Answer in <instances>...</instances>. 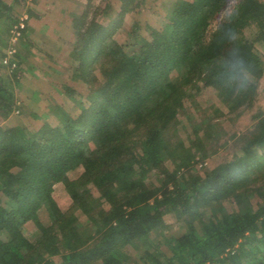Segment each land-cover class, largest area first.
I'll use <instances>...</instances> for the list:
<instances>
[{"label":"trees","instance_id":"1","mask_svg":"<svg viewBox=\"0 0 264 264\" xmlns=\"http://www.w3.org/2000/svg\"><path fill=\"white\" fill-rule=\"evenodd\" d=\"M11 1L0 0V264H128L129 250L160 236L165 214L181 224L180 233L165 243L169 253L143 254V264H264V113L227 139L216 130L221 119L258 102L264 0L238 1L225 25L217 16L229 0H172L162 28L146 24L148 39L139 33L141 21H134L132 54L115 40L118 22L99 21L115 8L111 2L96 7L91 21L73 14L75 40L66 60L71 75L66 81L53 76L77 113L51 102L45 116L33 111L39 92L28 90L25 100L16 96L26 59L20 46L31 42L26 21L12 43L19 22L13 13L29 0ZM118 1V18L141 15L147 2ZM27 15L35 16L32 10ZM228 29L239 34L236 42L225 38ZM11 48L16 52L6 63ZM233 55L244 63V87L229 66ZM177 68L184 75L170 80ZM209 90L224 111L215 105L211 115L200 110L197 98ZM191 107L200 113L199 128ZM13 115L29 126L1 124ZM42 118L40 128L30 127ZM185 134L192 163L184 156ZM222 149V161L209 167ZM128 177L131 187L123 181ZM59 189L71 207H60ZM76 209L91 217L90 226ZM28 223L36 228L32 235Z\"/></svg>","mask_w":264,"mask_h":264},{"label":"rangeland","instance_id":"2","mask_svg":"<svg viewBox=\"0 0 264 264\" xmlns=\"http://www.w3.org/2000/svg\"><path fill=\"white\" fill-rule=\"evenodd\" d=\"M7 3H11V0H5ZM172 0H147L143 13L141 15L127 14L124 18H118L114 15V11L120 12L121 2L118 0H108V3H112L115 8L108 11V14L100 17L101 24L108 25L112 22H118L117 25H120V29L114 35L115 40L124 46V49L127 54H132L135 52L132 38L130 35H133V23L135 20H140L142 24V29L140 30L141 38L144 37L147 39L150 37L149 32L145 29L146 24L154 28H162L164 23L168 20L167 5ZM240 0H229L227 10L222 13L221 16H226L230 13L233 7ZM107 5L106 0H29L26 5L20 4L15 7L14 18L16 21H20L25 16H28V11L32 10L34 13V18H29L28 25L31 26L34 31L31 32L28 36L29 42L28 47L20 46L21 55L26 57L23 60V64L20 68L22 71L20 84L21 87L17 88L16 96L19 100H25L28 97V90L37 93L36 98L38 97L39 102L33 103L32 105L35 109L34 112L40 113V115L50 114L48 105L52 102L58 106L70 111L72 114L77 113V104L74 100L69 97L65 91L59 86L58 81L54 78L53 75H57L61 80H68L70 77V72H68V63L67 55L70 52L73 46V41L75 40V30L72 27L73 25V14L81 15L85 14L88 16L87 21H91L92 16L96 7L104 8ZM110 20V21H109ZM1 27L4 29L6 23H2ZM56 66V67H55ZM50 68L51 75H46L44 69ZM44 73H43V72ZM6 76L8 72L5 73ZM184 75L183 70H178V68L171 74L169 79H174ZM69 83V82H68ZM261 91L258 102L251 109L241 110L239 113L228 115L221 119L216 126V130L221 136L222 139H227L234 133L243 132L254 124V116L259 113H264V78L262 83H260ZM84 94V93H83ZM78 96L76 97V99ZM198 99L199 107L202 112L206 115H211V105H215L220 108L221 111H224L222 105L215 97L213 92L209 90L204 96H201ZM79 100H77L78 102ZM81 101V100H80ZM191 101V100H190ZM191 105V104H190ZM190 113L192 114V121L195 124V127H200V113L197 112V109L191 107ZM203 115V114H202ZM43 116V118H44ZM49 119L52 125L57 124V120L54 116L50 115ZM32 122L30 127L40 128L44 122V119ZM47 119V120H49ZM27 118L19 115H13L8 121L1 123L5 126L11 125H28ZM187 123V122H186ZM29 126V125H28ZM190 130V127H189ZM184 140V156L192 163L194 153L190 147L189 140L185 135H183ZM92 147V146H91ZM226 150V149H225ZM225 150H221L220 155L214 157L209 163V167H215L218 165L223 157ZM228 152V151H226ZM81 173V170H77L69 174L72 179L78 177ZM153 181L159 185L158 179L152 177ZM151 179V180H152ZM127 187L133 185V178L128 177L124 179ZM96 197L98 193L94 191ZM56 199L62 208H69L72 206V200L64 189H59L56 194ZM75 213L81 220V222L86 226H90L89 219L90 216L81 212V210L76 209ZM40 216L43 222L47 223L48 217L47 213L43 210L40 212ZM166 226L161 231L160 236H154L152 238L151 244L145 245V247L137 245L132 250H129L131 261L128 264H143L142 257L146 253H169L166 242L172 240L174 233H180L179 224L175 219H173L169 214H165ZM26 232L28 234H34L36 231L35 226L32 223H28L25 226ZM89 230L85 232V237L89 235Z\"/></svg>","mask_w":264,"mask_h":264},{"label":"clouds","instance_id":"3","mask_svg":"<svg viewBox=\"0 0 264 264\" xmlns=\"http://www.w3.org/2000/svg\"><path fill=\"white\" fill-rule=\"evenodd\" d=\"M228 21L227 16H217V22L220 25H225ZM225 38L230 42H236L239 39V34L235 31L228 29L225 31ZM229 66L231 67L234 78L239 80L240 86L244 87L246 84L245 77V66L243 61L237 55H233L229 61Z\"/></svg>","mask_w":264,"mask_h":264},{"label":"built area","instance_id":"4","mask_svg":"<svg viewBox=\"0 0 264 264\" xmlns=\"http://www.w3.org/2000/svg\"><path fill=\"white\" fill-rule=\"evenodd\" d=\"M29 20L28 16H25L22 18L13 28L12 30V36L11 41L13 44H17L19 41V38L21 37V31L26 27L25 22ZM15 49L11 48V50L8 51V57L6 58L5 62L7 63V60L15 53ZM15 68V67H14Z\"/></svg>","mask_w":264,"mask_h":264},{"label":"crops","instance_id":"5","mask_svg":"<svg viewBox=\"0 0 264 264\" xmlns=\"http://www.w3.org/2000/svg\"><path fill=\"white\" fill-rule=\"evenodd\" d=\"M23 5H26V4H23ZM34 31V29L31 27V26H29V34L31 33V32H33ZM29 36V35H28Z\"/></svg>","mask_w":264,"mask_h":264}]
</instances>
